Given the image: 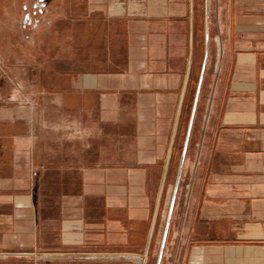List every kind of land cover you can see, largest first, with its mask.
Instances as JSON below:
<instances>
[{
  "label": "crops",
  "instance_id": "obj_1",
  "mask_svg": "<svg viewBox=\"0 0 264 264\" xmlns=\"http://www.w3.org/2000/svg\"><path fill=\"white\" fill-rule=\"evenodd\" d=\"M37 2L0 0V264H143L205 0ZM208 24L162 264H264V0H208Z\"/></svg>",
  "mask_w": 264,
  "mask_h": 264
},
{
  "label": "water",
  "instance_id": "obj_2",
  "mask_svg": "<svg viewBox=\"0 0 264 264\" xmlns=\"http://www.w3.org/2000/svg\"><path fill=\"white\" fill-rule=\"evenodd\" d=\"M41 1H44V0H38V2L35 5L36 7L39 8V10H41ZM208 25H209L208 24V0H205V51H204V57H203L201 70H200V74H199V78H198V82H197V87H196V91H195V95H194V99H193L191 114L189 117L188 127H187V131H186L185 139H184V144H183L181 156H180L179 166H178V170H177V174H176V178H175V182H174V186H173V190H172V194H171V198H170V202H169V207L167 210V216H166L165 224L163 227L162 238H161V242H160L159 249H158L156 264H161V261H162L165 243H166V239H167V235H168V231H169V226H170V222H171V218H172V213H173V209H174V205H175V200H176V196H177L179 181H180V177H181V173H182V169H183V165H184V161H185L186 151H187V147H188V143H189V139H190V135H191V130L193 127V122H194L196 108H197V104H198V100H199L203 76H204V72H205V68H206V63H207V58H208V41H209Z\"/></svg>",
  "mask_w": 264,
  "mask_h": 264
},
{
  "label": "rangeland",
  "instance_id": "obj_3",
  "mask_svg": "<svg viewBox=\"0 0 264 264\" xmlns=\"http://www.w3.org/2000/svg\"><path fill=\"white\" fill-rule=\"evenodd\" d=\"M180 151H181V144H180V149H179V151H178V156L176 157V160H175V163H177V161H178V159H179V155H180ZM185 160H186V156H185ZM184 163H185V161H184ZM184 166V165H183ZM173 178H171V180H170V190H169V197H168V200H167V207H169V202H170V198H171V194H172V190H173ZM179 186H180V181H179ZM179 186H178V191H179ZM187 188V192L189 191V188H190V183L186 186ZM178 191H177V196H178ZM177 196H176V200H177ZM176 200H175V202H176ZM175 206V205H174ZM167 210H168V208H167ZM165 214H167V211H166V213L164 212V215L163 216H165ZM173 214V213H172ZM165 218V217H164ZM160 229H162V228H160ZM161 234H162V231H161ZM161 234H160V236H158V237H160V240L159 241H157V243H155L154 244V246H153V248H152V251H150V253H149V255L147 256V258H145L144 259V264H156V259H157V254H158V249H159V245H160V242H161V238H162V236H161ZM161 264H162V261H161Z\"/></svg>",
  "mask_w": 264,
  "mask_h": 264
},
{
  "label": "built area",
  "instance_id": "obj_4",
  "mask_svg": "<svg viewBox=\"0 0 264 264\" xmlns=\"http://www.w3.org/2000/svg\"><path fill=\"white\" fill-rule=\"evenodd\" d=\"M144 259V258H143ZM144 261V260H143ZM144 264V263H143Z\"/></svg>",
  "mask_w": 264,
  "mask_h": 264
}]
</instances>
